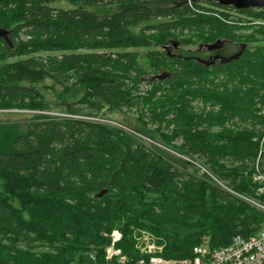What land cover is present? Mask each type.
Masks as SVG:
<instances>
[{
	"label": "trees",
	"instance_id": "trees-1",
	"mask_svg": "<svg viewBox=\"0 0 264 264\" xmlns=\"http://www.w3.org/2000/svg\"><path fill=\"white\" fill-rule=\"evenodd\" d=\"M242 14L264 19V7L0 0V114L23 116L0 120V264H115L113 230L126 264L148 260L134 229L171 259L192 258L204 238L216 248L258 231L264 212L216 182L264 200L253 181L264 173V29ZM223 39L239 56L199 61V47ZM113 111L136 115L135 130L180 163L86 118Z\"/></svg>",
	"mask_w": 264,
	"mask_h": 264
},
{
	"label": "built area",
	"instance_id": "built-area-1",
	"mask_svg": "<svg viewBox=\"0 0 264 264\" xmlns=\"http://www.w3.org/2000/svg\"><path fill=\"white\" fill-rule=\"evenodd\" d=\"M262 143H264V135L261 139V144ZM253 181L257 183V193L264 197V173L256 171L253 174ZM216 182L228 189L218 180H216ZM228 190L233 193L232 190ZM234 194L236 193L234 192ZM242 197L264 212V200H256L245 197L244 195ZM112 236L113 243H116L121 238V234H119L117 230L112 232ZM137 241H142L141 245L143 243L144 247L140 249L141 253L148 256V260L142 257L137 264H264V223L260 225L255 234L250 236H243L241 234L234 235L227 245L210 248L208 241H204L193 247L192 258L174 261L166 260L157 253L159 244H157L155 240H150L147 236L144 237V235L141 234L137 238ZM115 253H120V249H116V251L113 252L108 250L106 259L112 258V255ZM123 259L124 258H121V261H123Z\"/></svg>",
	"mask_w": 264,
	"mask_h": 264
},
{
	"label": "rangeland",
	"instance_id": "rangeland-1",
	"mask_svg": "<svg viewBox=\"0 0 264 264\" xmlns=\"http://www.w3.org/2000/svg\"><path fill=\"white\" fill-rule=\"evenodd\" d=\"M60 4L62 6H64V7L68 6L66 3H63V2L60 3ZM240 17L244 21H247V22L249 21L250 23L249 22L248 23L253 27V29L257 28V27L264 29V19H262V18H251L250 16L245 15V14L240 15ZM250 30H251V27L250 28H243L240 32L241 33H246V32L249 33ZM197 47L198 46H195V45L188 46V45H183V44L180 43V44H176L174 46V50L175 51H185V52L186 51H191V52L194 51L195 52V49ZM201 49H203L204 51L206 50L204 46ZM191 55H195V53H191ZM196 55L199 57V61L202 62V63H205L203 61H208V62L213 61V56L212 55L209 56V54H208L205 57L199 55L198 53ZM201 57H203V58H201ZM153 75L154 74H149L148 78L153 77ZM162 77L163 78H167V77H169V74H163ZM11 112L9 114H0V120L17 121V120L23 119L22 115H16L14 113L15 111H11ZM50 113L54 114V115L69 116V114H67L65 112H60V111H52ZM70 116H72V115L70 114ZM86 118L93 119V120H96L98 122H102V123H106V124L121 126V127L125 128L126 130L132 132L134 135L141 137L142 139H144L148 143H151L153 145L152 146L153 148L157 147V148L162 149V151H165L167 154L165 152H164V154H166V157L169 158L171 161L180 163L179 160L176 158L177 156H180V155L176 151L172 150L169 147L164 146L163 144H161L160 142H158L156 140H153V139L141 134L140 132H138V130L137 131L135 130L137 128L140 130L141 129V125L136 120V115H134L132 113H124V112H119V111H113V112H106L103 115H99V117H86ZM233 193H234V191H233ZM236 195L239 196L240 198L244 199L242 197L243 195L238 194V193H236ZM249 203H251V202H249ZM117 231H118L119 234H121V232L119 230H117ZM112 232L110 233V239H111L110 243H109V245H107L105 247V254H107L108 250L110 252H113V251H116V249H119L118 247L115 246V243L112 242L113 241ZM141 234H143L144 237L147 236L150 240H155L157 242V244H159L158 245L159 246V250H157L158 251L157 253L161 256V253H162V251L164 249V244L158 243V240H157L158 238L153 233H151L150 231H148L146 229H134L133 230V239H134V242H135L134 243L135 250H137L141 255H143V253H141L140 249H143L144 244L142 243V245H141L142 241L141 242L137 241V238ZM121 236H122V234H121ZM204 241H208V239L204 238L201 243H203ZM112 256L113 257L108 259V260L112 261V259H115L114 260L115 264H126V263H128L127 257L121 253V250H120V253H115ZM90 257H92V259H93L94 258V253H91ZM161 257L164 258L163 256H161ZM121 258H124L123 261H121ZM119 259H120L121 262L119 261ZM164 259L169 260V261L179 260V259H171V258H164ZM138 261L135 264H137Z\"/></svg>",
	"mask_w": 264,
	"mask_h": 264
},
{
	"label": "flooded vegetation",
	"instance_id": "flooded-vegetation-1",
	"mask_svg": "<svg viewBox=\"0 0 264 264\" xmlns=\"http://www.w3.org/2000/svg\"><path fill=\"white\" fill-rule=\"evenodd\" d=\"M203 46L199 47V52L203 55V57L207 56L209 54L213 56V61H203L205 63H215V62H220V63H224L227 61H230L232 58H235L237 56H239V54L241 53L242 49L244 48H240V45L237 43H234L230 40L227 39H223L219 42V44L216 45V47L214 48H210L208 46H204L205 47V51L203 49H201ZM201 57V58H203ZM199 59V57H198ZM202 60V59H201Z\"/></svg>",
	"mask_w": 264,
	"mask_h": 264
},
{
	"label": "water",
	"instance_id": "water-1",
	"mask_svg": "<svg viewBox=\"0 0 264 264\" xmlns=\"http://www.w3.org/2000/svg\"><path fill=\"white\" fill-rule=\"evenodd\" d=\"M222 6H233L236 9L261 8L264 7V0H213ZM211 47V46H209Z\"/></svg>",
	"mask_w": 264,
	"mask_h": 264
}]
</instances>
